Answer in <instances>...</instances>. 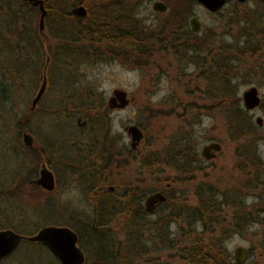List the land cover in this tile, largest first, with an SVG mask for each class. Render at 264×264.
I'll use <instances>...</instances> for the list:
<instances>
[{
  "label": "rangeland",
  "instance_id": "obj_1",
  "mask_svg": "<svg viewBox=\"0 0 264 264\" xmlns=\"http://www.w3.org/2000/svg\"><path fill=\"white\" fill-rule=\"evenodd\" d=\"M164 1L168 5L164 12L154 10L151 5L152 0H142L133 5L134 15L133 12L132 15L130 14L129 9L122 14V16L129 17L131 27L132 22H135L136 25L133 29L138 34L142 35L144 27L150 29L147 32L154 37L152 55L132 57L124 49L126 47H121L119 48L121 52L114 51L113 57L109 60L80 64L78 71L80 74H75L71 79L72 87L71 84L65 83V78H63L64 64L60 66L59 59H56L55 64L60 66V69L54 70L55 80L49 81L46 94L38 105L36 113L22 123L26 129L18 126L16 121L21 119L24 110V112L28 110L30 97L24 98L14 109L2 112L4 115H0V228H11L19 233L24 231L32 233L36 231V228L32 227L31 221L39 222L37 228L49 224L68 225L75 228L74 225L78 226V224H73L72 220L86 219L84 214L89 213V196L86 183L82 181L81 169L75 167L74 161L76 156L84 150V144H80L79 141L86 143L87 140L93 138L91 136H87L85 139L81 138L82 135L87 134L88 129L83 134L84 131H80L81 128L77 124L73 128L68 124L64 125L66 119L55 113L57 107H65L68 104L66 102L71 99L70 94L80 92V86L85 84L93 86L100 92L105 103L114 88H122L127 91L129 103L126 106L107 108V112L103 108L101 109L110 126L109 135L115 137L118 146L122 143L129 146L130 136L125 127L130 123H136L144 134L136 152L128 155L126 164L118 166L120 167L118 172L114 171L112 164L111 169L114 171L117 184L133 186L137 191L151 187L153 184L164 186L166 183H170L171 186L174 201L167 205L168 208L161 207L154 213H145L144 217L139 219V225L132 222L127 227V229L131 228V231L132 228H135L136 231L133 233L137 237L134 236V242L129 239L125 244L131 246L133 243L136 250L134 251L139 255H144V259H147L144 264H162V262L170 260L173 264H183V261L177 256L176 249L168 248L164 241L160 242V235L166 232L174 242L178 243L180 235L183 237L190 228L197 227V230H201L199 221L195 225L188 223L190 220L184 218L185 211H182L180 207L182 203L195 206L198 203L200 187H211L215 192H219L218 194H222V191L226 192L228 188L241 189L243 187L247 203H261L258 200V192H261L264 184L259 183L258 187L257 185L254 187L246 186L243 182L245 179L252 178L251 172L254 168L264 169V81L260 77L262 71L257 68L251 76V82H247L241 77L235 80V82L238 80L236 89L240 97L241 91L250 84L258 87L262 97L261 105L255 110L248 111V115L252 117L254 124H256L255 115H261L263 124L255 125L254 134L251 137L247 135L246 141L229 137L223 114L218 107L211 108V101H209L211 91L209 90L216 86V82L214 79L208 78L213 71L218 73V69L212 64L213 58L217 57L211 56L217 51L219 39L230 42L233 39L230 33H236L239 30L236 26L232 27L229 32L226 30V21L233 14L231 10L234 3L237 2L238 10L241 11L244 8L256 9L261 1L229 0L220 11L216 12H211L191 0ZM189 13L197 15L202 25L200 33L194 36L196 38L188 39L192 42H200L196 47V52H192L191 48L176 49L171 45H168L164 51L159 49L161 43L157 36H159L160 28L163 27L166 28L165 30L171 31L173 26L185 20L186 14L187 20ZM46 17L43 33L48 35L56 31L57 24L53 16L49 19ZM38 18L39 13L32 20V24L36 28H38ZM1 31L5 36H9L5 27H2ZM192 53L194 57L198 58L191 59L189 56ZM16 58L17 63H23L26 60V57ZM55 64L52 63L54 69ZM39 66L41 69V65ZM66 87H75V89L71 91ZM0 108H2L1 103ZM69 108V106L66 107V109ZM23 130L33 135L35 143L33 149L23 144ZM186 130L190 133L189 143L196 146L199 157L203 159L200 162L203 166L201 169L194 168L196 163L191 165L194 169H192L193 175L189 176V179H184L180 173L176 174V168L165 164L162 165L163 170L158 176L151 175L147 169L140 165L139 161L144 155L154 150L163 152L167 145L179 135L184 134ZM210 140L219 141L222 148L214 158L206 160L200 155V147ZM244 145L248 148L247 151L244 150L245 152L242 150ZM113 147H116L114 142ZM61 154H64L65 158L61 157ZM47 155L51 157V169L56 174V188L50 194L41 187L35 188L34 183L25 180L27 177L33 179L38 175L39 166L35 170L36 162L39 160V164L41 160L46 159ZM82 156H86V153H82ZM119 156L124 159L121 154ZM86 159L88 158H83V160ZM95 159L100 161L97 153ZM259 160L262 163L257 165ZM174 175L179 176H176L178 177L177 181L172 183ZM262 196L264 198V193ZM227 197L228 195L226 199ZM49 198L54 202L48 203ZM218 198L222 199L223 195ZM229 199H233V197L230 196ZM262 205H264V201H262ZM45 206L47 213L43 215L41 213L45 211ZM22 209L27 211L26 215H23V219L19 215V211ZM225 210L229 215L230 208ZM127 219L128 216L124 213L116 219L120 255L127 253L126 247L123 245L125 236L123 226ZM23 220V226L17 228L16 226ZM258 228H260V224H251L243 232H234L226 239V247L233 261L232 252L239 244L249 248L255 247L253 254L243 264H259L262 261L258 247ZM138 232L141 234L138 235ZM188 241L186 240V242ZM79 245L84 252V264H92L95 259L97 260L96 254H93L95 245L91 241H85L84 245ZM16 248L13 252L14 264H48L51 255L53 256L52 252L50 253L42 243L35 241L22 240ZM168 252L173 256L170 257ZM132 255L127 258H118V260L125 263L126 259L130 257L133 259ZM136 257L133 262H140ZM57 262L59 263V261ZM57 262L50 264H58Z\"/></svg>",
  "mask_w": 264,
  "mask_h": 264
},
{
  "label": "trees",
  "instance_id": "obj_2",
  "mask_svg": "<svg viewBox=\"0 0 264 264\" xmlns=\"http://www.w3.org/2000/svg\"><path fill=\"white\" fill-rule=\"evenodd\" d=\"M140 1L142 0H131V8L129 9L131 15L133 5ZM76 3H82L86 6L88 10L86 17H77L70 13L69 6ZM234 4L231 10L234 15L232 14L229 20L226 21V30L229 32L235 26L239 30L236 33H230L233 38L230 42L219 39L220 43L217 51L211 56L217 57L213 58L212 64L216 66L218 73L213 71L208 76L216 82V86L213 85L212 90H209L211 91L209 101H211V108L218 107L223 114L228 136L232 139H244L243 141H246L248 139L246 138L247 135L251 137L254 134L255 125L257 124H254L252 117L248 115V110L242 106L241 97L236 89L238 80L236 82L235 80L241 77L245 81L251 82L252 74L259 68L262 71L260 77L264 81V3L261 2L256 6V9L244 8L241 11L238 10L237 2ZM44 5L47 8L46 18L49 19L53 16L57 24L56 31L48 35L32 24L34 16L37 17L39 13L36 6L24 0H0V103L2 105L0 115H4L2 113L4 110L10 111L15 106L17 107L24 98L31 94L28 89L19 91L16 89L18 81L23 85V81L27 80V78H19L13 74L14 66L19 64L16 57H46L47 54L51 63V67H49L50 73L52 72L50 80H55L54 70L56 68L60 69L61 64H64L65 83L71 84L72 87L73 82H71V79L75 74H80L78 73L80 64L109 60L113 57L114 51L121 52L119 51L121 47H126L124 49L132 57L152 55L154 37L149 34L148 39H145L143 32L142 35L138 34L133 29L136 25L135 22H132L127 38L115 30L113 7L123 5L121 0H44ZM116 14L119 15V13ZM2 27L6 28L9 36L1 33ZM198 44L196 42V47ZM13 53L15 55H12ZM56 59H59L60 66H56ZM52 63L55 64V69L52 67ZM73 81L75 82V79ZM80 88L81 91L70 94L71 99L66 102L68 104L65 107H57L55 113L65 118L64 125L68 124L71 128L76 126V117L82 116L86 120V125L80 131H84L83 134L87 129L88 131L81 138L85 139L87 136L93 138L87 140L86 143L79 141L80 144H84L82 153H86V156H82V153L77 155L74 161L75 166L90 171L92 174L102 170H106V172L97 176L94 187H87L90 206L89 213L84 214L86 219L72 220L73 224H78V226L74 225L75 228L69 227L75 231L78 244L84 245L85 241H91L95 245L93 254H96L95 258L97 260L95 259L92 264H144L147 259H144V255L135 252L133 243L131 244L132 247L125 244L129 239L134 242V236H136L133 233L136 229L132 228L131 231V228L127 229V227L132 222L137 225L140 224L139 219H142L144 215L141 199L145 193L161 190L166 195L162 207L165 208L168 204L173 203L171 186L153 184V186L141 191H137L134 187L120 190L118 186L113 192L104 189L108 182L115 181L109 176L108 171L113 164V153L115 151L113 142L117 149L122 144L118 146L115 137L109 135L110 126L105 119L104 112H101L102 108L105 112L108 108L102 94L88 84L80 86ZM66 89L73 91L75 87H66ZM68 106L70 108L66 109ZM24 111L21 114V119L16 121V124L22 129H26L22 123L26 121V114L29 112L28 110ZM189 134L186 130L184 134L179 135L172 143L167 145L163 152L154 150L144 155L142 162L139 161L140 165L147 169L151 175L158 176L163 170L162 165L165 164L176 168V174L180 173L184 179H189V176L193 175L192 169L203 167L200 163L203 159L199 157L196 146L189 143ZM143 136L142 132L141 139H143ZM136 150L129 149L128 153L131 152L132 154ZM242 150L247 151V146L244 145ZM122 151L125 152V147ZM96 153L100 159L99 162L95 159ZM84 157L88 159L83 160ZM258 159L260 158L258 157ZM38 162L39 160L36 162L35 170L39 166ZM258 162L257 165L262 163L260 160ZM193 163H196L194 168L191 166ZM251 174L252 178L245 179L243 182L246 186L252 185L255 187L257 185L258 187L259 183L264 184V169L254 168ZM87 176H91V174H87ZM176 176L179 175H174L172 183L177 181L178 177ZM26 179L34 183L35 188L40 187L30 177ZM218 193L212 190L211 187H200L198 203L195 206L192 207L188 203H182L180 206L181 210L185 211L184 218L190 220L188 223L195 225L199 221L201 230H197V227L188 229L189 231L183 237L180 235L178 243L174 242L164 232L160 235V242L164 241L168 248L176 249L175 251H178L177 256L183 261V264H237L230 257L225 243L226 239L234 232H243L251 224H260V228H258V247L260 248L262 261L259 264H264V205H262L264 187L261 188V192H258V200L261 203H247L243 187L241 189L237 187L228 188L226 192ZM222 195V199L218 198ZM230 196L233 199H229ZM3 198L10 199L11 197ZM47 202L54 201L49 198ZM226 208H230L229 215L226 213ZM44 209L45 211L41 213L43 215L47 213L46 206ZM26 212L24 209L19 211L22 219ZM123 213L128 216L126 224L123 226L125 230L123 245L126 247L127 253L120 255V241L117 239L119 231L116 229V219ZM23 222L24 220L16 227L21 228ZM31 224L34 229H38V221L34 223L31 221ZM22 233L30 234L31 232L24 231ZM137 234L140 235L141 232ZM184 237L185 239H183ZM186 240L189 241L186 242ZM46 248L48 249V247ZM16 249L2 258L0 264H14L13 252ZM254 250V246L250 247V255L253 254ZM49 252L51 253L50 250ZM168 254L170 257L173 256L170 252ZM129 255H132L133 259L137 256L136 258L140 262H133L131 257L126 259L125 263L118 260V258H127ZM53 256L51 255L48 264L59 261ZM162 264L173 263L170 260L162 262Z\"/></svg>",
  "mask_w": 264,
  "mask_h": 264
},
{
  "label": "water",
  "instance_id": "obj_3",
  "mask_svg": "<svg viewBox=\"0 0 264 264\" xmlns=\"http://www.w3.org/2000/svg\"><path fill=\"white\" fill-rule=\"evenodd\" d=\"M32 5H37L40 11L38 19V28L40 30L45 29V16L47 14V8L44 5V0H24ZM209 10H216L223 6L226 0H196ZM244 1V0H240ZM264 2V0H261ZM153 8L164 11L167 9V5L162 0H155L153 2ZM74 13L80 16L86 14V8L83 5L73 9ZM190 24L193 30L199 29V21L196 16L190 18ZM47 61L49 56H47ZM45 88V79L43 80L36 96L32 100L34 105L41 96ZM262 97L259 89L256 85L250 84L248 87L241 91L242 106L246 110H255L261 103ZM109 108L124 107L129 103L127 91L122 88H114L111 95L106 100ZM254 121L257 125L263 124V117L259 114L255 115ZM78 124L80 117L77 119ZM127 133L130 135V145L133 149L137 147L141 138L142 130L136 123H130L126 127ZM22 139L26 145L32 144V136L28 131H22ZM222 145L219 141L210 140L205 142L200 147V155L209 160L214 158L218 151H220ZM35 182L47 191H52L55 187V177L53 172L42 163L39 169V175L35 179ZM169 185V184H167ZM111 187V186H110ZM166 199V195L161 190H153L147 193L144 197L143 204L146 211H152L156 204L163 202ZM22 240H30L44 244L52 252V254L59 260L60 264H84V252L78 244V239L75 231L66 225H43L35 232L30 234H21L11 228H0V260L9 255L16 246ZM233 259L238 264H243L250 256V248L245 245H237L233 252Z\"/></svg>",
  "mask_w": 264,
  "mask_h": 264
},
{
  "label": "flooded vegetation",
  "instance_id": "obj_4",
  "mask_svg": "<svg viewBox=\"0 0 264 264\" xmlns=\"http://www.w3.org/2000/svg\"><path fill=\"white\" fill-rule=\"evenodd\" d=\"M154 1L155 0H152V4H151L152 5V8H153V2ZM162 1H164V0H162ZM191 1L197 2L196 0H191ZM228 1L229 0H226L225 4ZM237 1L238 2H245L247 0H244V1L237 0ZM121 3H123V5L114 6L113 7V11H114L113 20L115 22L114 28H115V30H117V32H120L122 35H124L123 37L127 38L128 33H129V28L131 27L130 26L131 23L129 21V17H127L126 15L125 16H122V14L123 13H126V11L131 8V0H121ZM197 3H199V2H197ZM79 5H83L86 8V6L84 4H82V3L72 4V5H70L71 7L69 9L70 10V13L72 15H74V16H77V17H86L87 14H88L87 8H86V14L84 16H80L77 13H74L73 12V9L76 8V7H78ZM166 5H167V3H166ZM224 5L221 6L220 8H218V9H216V10H209L208 8H206V7L205 8L207 10L211 11V12H216V11H219L221 8H223ZM34 6H36L38 8L37 5H34ZM167 8H168V5H167ZM38 10H39V8H38ZM154 10L160 11V10H157V9H154ZM166 10H164V11H166ZM164 11H160V12H164ZM116 13H119V15H117ZM39 14H40V11H39ZM192 16H196V18L198 19L197 15H195L194 13H191V14L189 13V17L186 20V17H187V14H186L185 15V20L182 21V22H179L178 24H176L175 26H173L170 29L171 31H169V29L168 30H165L166 28L164 29L163 27H161L160 28V31H159V36H158V40L161 43L159 49H161V50L164 51L168 45H171V46H175L176 49H181L183 47H186L187 49L188 48H191V51L192 52H196V49H193V48H196V41L192 44V41H189L188 39L190 37H194V36L198 35L200 33V31H201L202 25H201L200 20L198 19V21H199V29L198 30H193L192 29V26L190 24V18ZM148 30H150V29H148V27H144L142 29L143 36L145 37V39H148V36H149V33L147 32ZM41 31L44 32V30H41ZM194 38H196V37H194ZM205 42L207 43V39H206ZM194 54H196V53H194ZM189 57H191V59L192 58H198V57H194L193 56V53ZM47 58H48L47 57V54H46V57H26V60L22 64L19 63L18 65L14 66L13 74H15L19 78H27V80L23 81L24 82L23 85H21L20 81H18L19 83L16 86V89L18 91L21 90V89L22 90H27L28 89V90L31 91V94L27 97V98L30 97L29 98L30 100H29V107H28V111L29 112L26 114V116H27L26 117V120H29V118L36 113V109L38 108V105L41 103V101L43 100V98H44V96L46 94L47 87H48V83H49V81H51L50 78L52 76V72L50 73L51 70L49 69V67H51L50 57H49L48 61H47ZM39 65H41V69H40V66ZM64 73H63V76L66 75ZM44 79H45V88H44L41 96L37 100V102L33 105L32 104V100L36 96L37 91L39 90V88H40V86H41V84H42V82H43ZM106 105H107V102H106ZM107 107H108V105H107ZM114 108H122V107H114ZM109 109H112V108H109ZM248 111H250V110H248ZM78 117H80V122H83L84 121L83 124L80 125V124L77 123ZM76 124L78 125V127L83 128L86 125V120L84 118H82V116H77L76 117ZM126 127H125V129H126ZM30 135L32 136V139H33L31 145H26L23 142V139H22V142H23L24 145H26V146H28V147H30V148L33 149L35 147L34 137H33V135L31 133H30ZM130 141H131V138H130ZM123 147H125V152L122 151L123 150ZM51 148H52V146H51ZM114 148H115V151L113 153V168H114V171L115 172H118L120 170V167H118V166H120L122 164H126L125 162L128 161V155H129L128 151H129V149H131L132 151H134V150L137 149V147L135 149H133L131 147V145H130V142H129V146H127V144L122 143V146L119 149H117L116 147H114ZM118 150H120V151H118ZM49 152L52 153L53 151H49ZM120 154H121V156L124 159H122L119 156ZM130 155H131V152H130ZM61 157H64L65 158L64 154H61ZM51 162H52L51 161V157L49 155H47V157H46L45 160L43 159V160L40 161L39 167H38V175H39V169L41 168L42 163H45L46 166L54 174V177H55V187H54V189L52 191H47V190H45V189H43L41 187L43 190L47 191L48 193L53 192L55 190V188H56V174L51 169V164H52ZM77 168L78 169H81L82 181L84 183H86L85 184L86 187H88V186H93L94 187V185L97 182V176L99 174L101 175V174H104L106 172V170H102V171H99L98 173L92 174V172L86 171L83 168H80V167H77ZM108 171H109V176L112 177L115 181L114 182H108L105 185L104 189L106 191L113 192V191L116 190L117 186L119 187L120 190L125 189V188H128V187H133V186H129V185L122 184V183H121V185L117 184L115 174L113 173L114 171H112V169L110 167H109ZM87 174H91V176H87ZM38 175L35 178H33V181L34 182H35V179L38 177ZM103 177H105V175H103ZM167 184L170 185V183H166V186H169ZM145 195H144V197H145ZM144 197H143V199L141 201V205H142L144 214L145 213H149V214L154 213L158 208L160 209L162 207V204L164 202L163 201V202H159L158 204H156L155 207H154V209L152 211H146L145 208H144V204H143ZM143 217H144V215H143ZM21 234H25V233H21ZM26 234H28V233H26Z\"/></svg>",
  "mask_w": 264,
  "mask_h": 264
}]
</instances>
